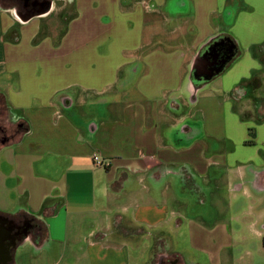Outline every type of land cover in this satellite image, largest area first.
Instances as JSON below:
<instances>
[{"label": "crops", "instance_id": "1", "mask_svg": "<svg viewBox=\"0 0 264 264\" xmlns=\"http://www.w3.org/2000/svg\"><path fill=\"white\" fill-rule=\"evenodd\" d=\"M47 7L23 16L0 5V103L22 126L0 146V197L11 211L0 215L42 223L40 243L61 250L53 264L68 241H85L92 264H136L126 245L152 229L174 235L188 208L177 188L192 192L195 178L264 206V0ZM220 39L234 55L195 83V58ZM217 111L224 136L207 129ZM199 125L211 144L196 139ZM93 153L106 167L93 165ZM212 230L193 224L189 236L194 243Z\"/></svg>", "mask_w": 264, "mask_h": 264}, {"label": "rangeland", "instance_id": "2", "mask_svg": "<svg viewBox=\"0 0 264 264\" xmlns=\"http://www.w3.org/2000/svg\"><path fill=\"white\" fill-rule=\"evenodd\" d=\"M211 25H215L214 20L211 21ZM1 108H3L2 105ZM223 117V112L219 114L217 111L213 115L212 126L209 123L207 125L211 135H225L224 127L220 126ZM198 129L200 132L196 139L208 141L211 144L213 141L204 134L200 125ZM214 145L220 146L217 142H214ZM247 180L249 182L251 177ZM193 185L192 192L187 191V188L183 191L177 188L178 193L180 192L179 198L187 201L188 208L180 213L181 217L178 219L181 218V226L176 228L175 234L162 237L159 236L160 229H152L149 231L148 238L132 240L126 245L128 256L134 260L132 263L155 264L158 253L162 252L179 259L182 264H212L214 261L215 264H264V240L261 241L254 235V229L263 230L261 224H264V206L257 208L255 199L242 195L236 191L235 187L228 186L226 183L222 186L212 182L206 184L195 178ZM9 205L6 199L0 197V214L11 212L8 211ZM250 205L253 206L254 211L250 210ZM256 216L263 220L257 226H255ZM193 224L208 230L213 228V230L206 234V238H199V240L196 238V242L193 243L192 237L189 236ZM224 230L226 237L222 233ZM128 231L141 232L144 235L148 233L136 226ZM218 239H221V243L217 241ZM222 246H226V249L220 253L219 249ZM64 247L66 252L64 257L62 253L61 264H92L86 255L89 253V248L85 241L77 244L68 241ZM72 251H75L77 257L71 256ZM60 252V248L52 244L22 242L14 251L12 264H53L61 255ZM212 252L216 255L215 260L210 262L209 254Z\"/></svg>", "mask_w": 264, "mask_h": 264}, {"label": "flooded vegetation", "instance_id": "3", "mask_svg": "<svg viewBox=\"0 0 264 264\" xmlns=\"http://www.w3.org/2000/svg\"><path fill=\"white\" fill-rule=\"evenodd\" d=\"M49 1L50 0H0V5L14 7L23 16H30L34 12L44 9V7L48 5ZM0 120H1L0 142L4 139L7 140V144L13 142L17 136L19 124L12 122V120L8 116V113H6L1 108V103H0ZM6 217L7 220L5 222H3L0 219V236L2 235L3 238L7 237L6 232L10 229L11 230L10 236L16 241L17 239H20L19 244L24 242L26 239H29V241L32 242L34 241L40 243V241L42 240V229L40 224H38L36 221H34L31 218H27L20 215H11ZM27 226H29V229L26 228ZM261 229L264 230V225L261 226ZM25 230L28 233V238L23 239V237L19 236V234H22V232H24ZM263 240L264 237L261 238V241ZM5 243L9 244L10 240L5 239ZM12 263L13 260L10 264ZM155 264H182V263L180 262L179 259L175 257L159 252L156 257Z\"/></svg>", "mask_w": 264, "mask_h": 264}, {"label": "water", "instance_id": "4", "mask_svg": "<svg viewBox=\"0 0 264 264\" xmlns=\"http://www.w3.org/2000/svg\"><path fill=\"white\" fill-rule=\"evenodd\" d=\"M50 1L48 3L49 7ZM47 7V9H48ZM46 9V11H47ZM235 47L228 39H220L209 45L204 52L200 53L194 60L192 67V77L197 84L211 80L217 76L227 62L234 55ZM7 144V140L4 139L0 142V146ZM0 219L5 222L6 216L0 215ZM29 229V226L26 227ZM11 230L6 232L7 237L0 236V261L1 264H10L13 260V254L17 245L20 243V239L14 240L10 236ZM18 236V235H17ZM23 239L28 238L26 230L19 234ZM5 239L10 240V243H5Z\"/></svg>", "mask_w": 264, "mask_h": 264}, {"label": "built area", "instance_id": "5", "mask_svg": "<svg viewBox=\"0 0 264 264\" xmlns=\"http://www.w3.org/2000/svg\"><path fill=\"white\" fill-rule=\"evenodd\" d=\"M91 161L93 165L96 167H106V164H104V161L102 160V158L98 153H93L91 155Z\"/></svg>", "mask_w": 264, "mask_h": 264}, {"label": "trees", "instance_id": "6", "mask_svg": "<svg viewBox=\"0 0 264 264\" xmlns=\"http://www.w3.org/2000/svg\"><path fill=\"white\" fill-rule=\"evenodd\" d=\"M212 43H210L209 45H211ZM208 45V46H209ZM6 113H8L7 112V110L5 109V107L4 108H2ZM9 114V113H8ZM20 128H22V126L21 125H19V129ZM19 129H18V132H19ZM20 216H24V217H27V218H30L29 216H27V215H23V214H20ZM38 224H40L41 225V229H42V238H45V236H46V228H45V226L42 224V223H38ZM41 242V241H40Z\"/></svg>", "mask_w": 264, "mask_h": 264}]
</instances>
